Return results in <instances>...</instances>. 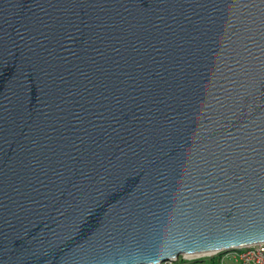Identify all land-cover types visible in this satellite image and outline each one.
<instances>
[{
    "label": "water",
    "instance_id": "obj_1",
    "mask_svg": "<svg viewBox=\"0 0 264 264\" xmlns=\"http://www.w3.org/2000/svg\"><path fill=\"white\" fill-rule=\"evenodd\" d=\"M263 242L264 0H0V264Z\"/></svg>",
    "mask_w": 264,
    "mask_h": 264
},
{
    "label": "built area",
    "instance_id": "obj_2",
    "mask_svg": "<svg viewBox=\"0 0 264 264\" xmlns=\"http://www.w3.org/2000/svg\"><path fill=\"white\" fill-rule=\"evenodd\" d=\"M220 253L210 254L208 258L217 257ZM188 264H204L199 260H185ZM264 264V242L239 248L237 250L227 251L224 259H220V264ZM164 264H175V262H166Z\"/></svg>",
    "mask_w": 264,
    "mask_h": 264
},
{
    "label": "rangeland",
    "instance_id": "obj_3",
    "mask_svg": "<svg viewBox=\"0 0 264 264\" xmlns=\"http://www.w3.org/2000/svg\"><path fill=\"white\" fill-rule=\"evenodd\" d=\"M225 254H226V252H223V253H220L218 256H220V259H224V257H225ZM208 257H209V255H206V256H201L200 258H194V259H191V258H187L186 256H180L178 259H177V261L175 262V264H181V262L183 261V260H189V259H191V260H193V261H197V260H206V259H208ZM190 264H194V263H190ZM228 264H234L233 262L231 263V262H228Z\"/></svg>",
    "mask_w": 264,
    "mask_h": 264
},
{
    "label": "trees",
    "instance_id": "obj_4",
    "mask_svg": "<svg viewBox=\"0 0 264 264\" xmlns=\"http://www.w3.org/2000/svg\"><path fill=\"white\" fill-rule=\"evenodd\" d=\"M199 261L204 264H220V256L208 258L206 260H199ZM181 264H188V263L185 260H183Z\"/></svg>",
    "mask_w": 264,
    "mask_h": 264
},
{
    "label": "bare ground",
    "instance_id": "obj_5",
    "mask_svg": "<svg viewBox=\"0 0 264 264\" xmlns=\"http://www.w3.org/2000/svg\"><path fill=\"white\" fill-rule=\"evenodd\" d=\"M201 256H202V254L186 255L187 258H191V259L198 258V257H201Z\"/></svg>",
    "mask_w": 264,
    "mask_h": 264
}]
</instances>
